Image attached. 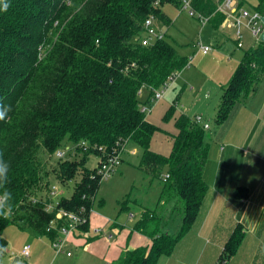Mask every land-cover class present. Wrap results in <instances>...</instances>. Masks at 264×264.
<instances>
[{
  "label": "trees",
  "instance_id": "1",
  "mask_svg": "<svg viewBox=\"0 0 264 264\" xmlns=\"http://www.w3.org/2000/svg\"><path fill=\"white\" fill-rule=\"evenodd\" d=\"M181 1L10 0L9 10L0 11V102L12 106L10 118L0 121V152L10 165L7 188L16 207L13 216H0V257L7 251L3 233L10 222L53 240L64 223L56 213L65 208L87 216L80 225L86 231L102 184L96 169L86 165L87 155H112L130 142L142 149L138 167L161 179L162 189L155 209H143L133 227L152 243L127 248L115 264H158L192 230L208 191L203 175L210 151L207 130L191 116L175 117L177 132L166 155L151 148L160 127L141 108L153 107L156 89L189 63L167 38L148 45L140 41L147 18L161 14L166 3ZM221 1L191 0V8L218 27L225 20L218 10ZM246 4L264 16V0H239L240 7ZM263 77L264 41L259 40L245 51L222 91L217 125L257 90ZM145 89L148 94L141 98ZM176 100L164 120L174 117ZM65 145L76 146L83 156L58 160L50 168L47 157ZM165 166L168 177L162 174ZM52 173L62 183L76 184L71 196L48 210L51 198L40 194ZM174 217L182 222L173 235L166 225ZM242 237L239 226L226 258Z\"/></svg>",
  "mask_w": 264,
  "mask_h": 264
},
{
  "label": "crops",
  "instance_id": "2",
  "mask_svg": "<svg viewBox=\"0 0 264 264\" xmlns=\"http://www.w3.org/2000/svg\"><path fill=\"white\" fill-rule=\"evenodd\" d=\"M203 19L209 21L208 18ZM222 26H227L226 19ZM214 58L229 69L227 60L217 55ZM238 64L231 65L230 72L223 65L224 76L220 82V94L216 103L212 104L209 114L203 111L191 117L203 115L210 124L207 130L209 135L206 133L210 151L203 173L208 183V191L192 230L180 240L172 254L162 255L158 264H264V256L260 254V249L264 246V167H260L255 159V156L261 153L260 149L264 152V77L257 90L249 97L243 98L224 123L217 125L215 122V116L222 103V91L234 76ZM225 72L227 78H224ZM180 99L181 92H178L175 96V107L177 102L180 103ZM175 100H167L164 95L146 115L149 121L160 127V131L153 137L151 148L166 155L172 150L173 135L177 132L175 117L188 115L186 108L176 107L174 117L164 120V115ZM252 143L253 152L249 146ZM241 144L245 146L241 147ZM240 188L241 191L238 190ZM143 209L141 208V211ZM94 215L92 210L88 230L83 232L78 227L69 236L66 248L68 258L74 254L72 249L78 247L81 249L75 255L81 256L86 251L90 252L88 259L92 264H115L127 248L148 246L152 243L148 235L134 230V224L139 218L133 225L127 226L116 220H113V223L112 220L103 223ZM110 224V228L117 233L112 235L111 231L109 235L106 234L108 232L104 230L108 229ZM239 226L243 239L236 252L226 258L228 243ZM37 238L41 240L44 237ZM50 241L52 243L51 239ZM51 243L42 242L40 248L36 247L37 253L33 255V246L28 243L31 246V264H64L59 260V253L51 251ZM67 250L71 255L67 254ZM19 259V256L13 257L14 262ZM82 260V257H77L67 264H82Z\"/></svg>",
  "mask_w": 264,
  "mask_h": 264
},
{
  "label": "rangeland",
  "instance_id": "3",
  "mask_svg": "<svg viewBox=\"0 0 264 264\" xmlns=\"http://www.w3.org/2000/svg\"><path fill=\"white\" fill-rule=\"evenodd\" d=\"M244 8L250 13L251 17L255 14L256 10L251 5L246 4ZM161 10V14L156 15L154 19L156 31L166 34L178 51L186 58H189L188 65L178 71L177 76L170 81L169 86L165 90V97L173 102L176 94L181 92L180 103L177 102L176 105L178 109L186 108L187 114L191 117L203 111H207L209 114L212 104L216 103L220 94V82L224 76V67L227 70L225 64L218 63L214 56L217 55V57L227 60L230 64L227 65L229 68L227 71L230 72V66L238 64L242 60L245 51L257 45L258 41L249 28L243 27V47H238V36L235 27L222 25L217 27L213 25L210 21L201 18L197 11L194 10L195 12L192 13L191 7L184 6L183 1L179 5L166 3ZM200 40L213 46V51L207 54L198 51L196 42ZM154 41L155 38L153 39ZM226 76L228 75L225 72L224 78H227ZM262 85L264 86V79ZM147 94L148 91L146 89L143 90L141 98H145ZM212 123L215 126V122L212 121ZM242 146H245V144H241ZM249 146L253 152V143L249 144ZM260 152V154L255 156L256 163L260 167H264L263 149H260ZM141 155V147L134 142H130L122 151V162L116 171L107 179L102 180L93 209L95 212L94 217L97 220L99 219L103 223H108L111 220L113 223V220H116L118 223L128 226V224L133 225L137 218H141L143 211H141V208L155 209L162 189V181L159 178L152 179L140 170L138 165L141 161ZM69 156L71 154L67 151V157ZM82 156L83 153L80 151L75 153V159H81ZM99 159V153L92 151L87 155L86 165L89 168H95ZM58 160L55 155L47 157V163L50 168L55 166ZM166 172L167 166L162 169L164 177L167 174ZM49 180V186L40 195L46 197L49 193V187L56 185V194L51 199L54 202L59 201L62 197L71 196L74 191L76 181H71L67 184L62 183L53 173L50 175ZM123 205L128 207L127 210L122 208ZM181 222L180 218L174 217L169 220L166 229L174 235L178 232ZM111 225L104 230L108 232L106 233L108 235L111 231L112 235L117 233L110 228ZM3 235L7 240L8 246L6 253L0 257V264H31V257L20 255L24 245L29 243L33 246L31 249L33 255L37 253L36 247L40 248L42 242L51 243L47 236H43V239L38 240L32 231L20 222H10L5 228ZM50 249L53 253H59V260L64 262V264L70 263L71 260L77 257L83 258L82 264H92L88 259L91 255L90 252L86 251L81 256L75 255L81 248L74 247L72 249L74 254L69 258L65 251L57 252L53 246ZM14 256H19L20 259L14 262Z\"/></svg>",
  "mask_w": 264,
  "mask_h": 264
},
{
  "label": "built area",
  "instance_id": "4",
  "mask_svg": "<svg viewBox=\"0 0 264 264\" xmlns=\"http://www.w3.org/2000/svg\"><path fill=\"white\" fill-rule=\"evenodd\" d=\"M183 5L186 7H191V0H182ZM218 10L223 12L226 16V24L228 27H235L236 34L238 36L237 46L243 47V35L242 29L243 27L249 28L252 32V35L256 38L257 41L261 40V33L264 29V23L262 21V16L258 11H255V14L251 17L250 13L245 10L244 7L239 6V0H222L218 5ZM192 13L194 11L191 8ZM200 17L204 18V16ZM155 16H150L145 20L144 23V35L141 37L140 41L143 45H148L153 43V39L161 40L165 38V34L162 32H157L155 28L154 22ZM206 19V18H205ZM246 20V21H245ZM197 49L202 51L204 54H207L213 50V46L203 43L201 40L196 43ZM175 77H170L169 81H167L161 88L156 89L154 96L152 98L153 102L159 101L164 95L165 90L170 84V81ZM142 110L148 111L152 108L148 105H142ZM196 123L202 125L206 130L210 128L209 122L204 118L203 115H196L194 117ZM129 145V144H127ZM122 146L119 151L115 154L108 156L99 155L98 165L95 167L96 172L98 173V177L100 180L107 179L113 172L116 171L117 167L122 162V151L127 146ZM67 151L71 154V156L67 157ZM77 147L74 145H65L63 148H59L54 155L59 160L70 159L75 157V153L77 152ZM168 177V175H166ZM56 185H51L49 187V193L46 196L47 198H51L56 194ZM45 197V198H46ZM52 201V200H51ZM47 203V209H53L58 201ZM56 219L62 220L64 223L59 227L58 234L52 240V246L57 252L65 251L67 248V243L69 240V236L80 227L83 222L87 221V216H84L82 213L74 210H68L65 208H60L56 213ZM30 245H25L22 249V255L25 257L30 256ZM67 254L71 255V253L67 250Z\"/></svg>",
  "mask_w": 264,
  "mask_h": 264
},
{
  "label": "clouds",
  "instance_id": "5",
  "mask_svg": "<svg viewBox=\"0 0 264 264\" xmlns=\"http://www.w3.org/2000/svg\"><path fill=\"white\" fill-rule=\"evenodd\" d=\"M11 7L10 0H0V11L7 12ZM12 106L0 102V121H7L10 117ZM10 165L0 152V216L11 217L16 211L13 193L7 188L9 183ZM261 256H264V246L260 249Z\"/></svg>",
  "mask_w": 264,
  "mask_h": 264
},
{
  "label": "water",
  "instance_id": "6",
  "mask_svg": "<svg viewBox=\"0 0 264 264\" xmlns=\"http://www.w3.org/2000/svg\"><path fill=\"white\" fill-rule=\"evenodd\" d=\"M262 21L264 23V16H262ZM261 40L264 41V29H263V31L261 33Z\"/></svg>",
  "mask_w": 264,
  "mask_h": 264
}]
</instances>
